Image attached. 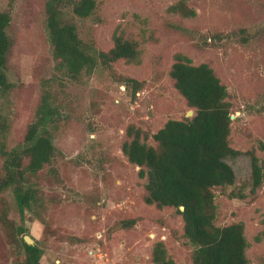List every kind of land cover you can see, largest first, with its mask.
<instances>
[{"label":"rangeland","instance_id":"1","mask_svg":"<svg viewBox=\"0 0 264 264\" xmlns=\"http://www.w3.org/2000/svg\"><path fill=\"white\" fill-rule=\"evenodd\" d=\"M95 1L93 17L73 18L83 41L107 51L119 25L136 40L146 39L140 64L113 66L117 75L141 84L134 95L132 85L101 69L81 81L58 71L45 0H0V12L11 14L14 39L7 65L12 87L0 101L6 149L23 141L43 93L58 114L53 131L58 153L28 177L40 201L21 219L12 192L0 193V264H18L14 231L21 226L44 249L42 264H151L157 242L174 264H192L181 217L173 208L144 203L146 181L121 145L130 126L153 135L169 119L193 112L169 77L181 53L194 65H208L227 89L233 116L229 144L242 154L226 163L235 188L248 183L250 153L264 163V0H185L195 12L191 17L168 11L179 0ZM147 143L155 144L151 137ZM2 164L0 156V176ZM232 189H214L215 225L243 223L249 264H264V239L255 240L264 229V180L254 194L246 189L244 199L228 198ZM131 219L135 224L122 228Z\"/></svg>","mask_w":264,"mask_h":264},{"label":"trees","instance_id":"2","mask_svg":"<svg viewBox=\"0 0 264 264\" xmlns=\"http://www.w3.org/2000/svg\"><path fill=\"white\" fill-rule=\"evenodd\" d=\"M44 4L48 41L60 73L69 80L81 81L101 69L115 81L132 85L133 95L141 89L138 81L117 75L113 66L118 61L140 64L144 36L141 41L136 40L119 25L113 30L112 47L101 51L80 38L73 21V18L93 17L97 9L95 0H45ZM168 11L183 17L195 14L185 0L174 3ZM10 23V12L1 11L0 101L7 97L12 87L7 73L14 44L9 32ZM169 77L186 106L193 110V115L182 120L169 119L153 135L135 126L128 127L121 145L122 153L130 164L139 167L140 178L146 181L144 203L157 209L173 208L181 217L183 238L192 249V264H249L244 224L215 225L214 189L233 187L227 193L230 199H244L246 189L254 194L264 180V163L250 153V179L235 188L236 177L226 159L242 153L229 144L232 105L227 89L208 65H194L181 53L174 56ZM57 116L48 93H43L23 141L7 150L1 140L6 131V120L0 114V156L3 158L0 193L12 192L21 219L39 199L28 177L36 176L58 153L53 143ZM150 137L154 145L147 143ZM180 207H183L182 211ZM135 222V219L123 221L122 228L133 226ZM14 233L19 240L17 263L42 264L44 249L39 242L26 243L27 230L22 226ZM263 239L264 229L255 237L256 242ZM151 264H174L162 242L153 246Z\"/></svg>","mask_w":264,"mask_h":264},{"label":"water","instance_id":"3","mask_svg":"<svg viewBox=\"0 0 264 264\" xmlns=\"http://www.w3.org/2000/svg\"><path fill=\"white\" fill-rule=\"evenodd\" d=\"M192 114H193V112L192 111H189L188 114H187V116L188 117H191ZM232 118H233V116H231V119ZM180 210L182 211L183 210V207H180ZM24 239H25L26 243H28V244H32L33 243L32 240L28 236H25Z\"/></svg>","mask_w":264,"mask_h":264}]
</instances>
